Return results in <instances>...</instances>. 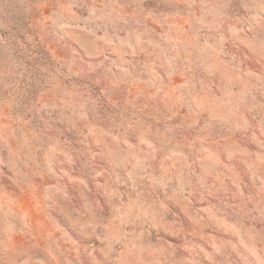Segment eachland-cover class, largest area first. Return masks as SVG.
I'll use <instances>...</instances> for the list:
<instances>
[{
  "label": "rangeland",
  "instance_id": "obj_1",
  "mask_svg": "<svg viewBox=\"0 0 264 264\" xmlns=\"http://www.w3.org/2000/svg\"><path fill=\"white\" fill-rule=\"evenodd\" d=\"M0 264H264V0H0Z\"/></svg>",
  "mask_w": 264,
  "mask_h": 264
}]
</instances>
